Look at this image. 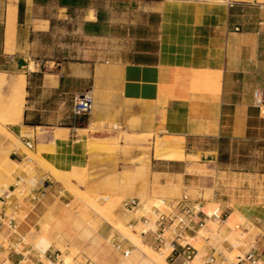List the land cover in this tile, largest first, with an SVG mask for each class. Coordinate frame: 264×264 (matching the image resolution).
I'll use <instances>...</instances> for the list:
<instances>
[{"label": "crops", "instance_id": "obj_1", "mask_svg": "<svg viewBox=\"0 0 264 264\" xmlns=\"http://www.w3.org/2000/svg\"><path fill=\"white\" fill-rule=\"evenodd\" d=\"M16 5L14 51L6 49V16L0 17V72L28 68L23 121L14 127L34 143V152L42 146L41 157L63 172L87 168L93 188L130 177L123 193L137 198L177 188L186 193L200 185L223 212L238 210L251 221L260 231L254 242L264 251V204L234 202L232 207L233 187L227 182L264 177V172L236 170L233 162L236 144L264 140V109L255 106L256 91L264 90V0H232V5L217 0H82L79 5L17 0ZM72 13L78 14L85 39L96 43L88 46L92 55L47 60L45 68L35 64L32 69V59L18 53L29 51L35 33L52 34L57 23L73 19ZM87 90L94 97L93 111L74 116V99ZM60 130L68 132L58 139ZM120 133L148 135V155L139 149L107 153L102 145ZM38 169L35 184L46 190L55 178ZM44 199L31 204V211Z\"/></svg>", "mask_w": 264, "mask_h": 264}, {"label": "rangeland", "instance_id": "obj_2", "mask_svg": "<svg viewBox=\"0 0 264 264\" xmlns=\"http://www.w3.org/2000/svg\"><path fill=\"white\" fill-rule=\"evenodd\" d=\"M16 1L1 0V19H4L5 16L7 17L8 7L12 3L16 4ZM71 16L73 19H69L66 23H57L56 29L52 34L41 35L40 33H35L33 44L30 46L29 51L19 52L18 55L30 57L32 59V69H35V64L38 69L41 67L45 68L47 60L72 61L90 57L92 54L87 53L88 46L94 48L96 43H89L80 31V18L78 14L74 15L72 13ZM10 70V72H4L8 78L11 77L10 75L24 74L27 81V76L29 77V75L26 71H28V68L14 67ZM0 90L4 91L1 92L2 94H8L6 86L1 87ZM5 118L6 112L0 108V194L4 192L8 184H11L10 189L12 191L10 193H12V197L10 198V202L14 198H17L18 203L22 206V210L19 213V229L26 235L28 243L37 251L39 249L36 247V243L40 239L39 236L42 237V234H46L53 242L50 252L59 254L60 256L59 264H63L65 256L72 257L69 264H146L143 254L130 240L133 245H131L132 252L128 257L116 251L109 240L110 235L116 233L129 239L130 235L127 233L131 232L139 235L142 243L151 249L154 248L153 250L155 252L158 251L159 255L165 254L166 261L169 264H173L167 258L171 249L160 250L142 234V231L146 229V225L140 222L138 225L132 227L127 223L144 215L146 210H149L155 204L162 203L164 200L181 197L184 194L183 191L177 188L170 193L159 194L153 191L152 194L139 195L138 197L142 200L143 206L146 207L145 211H139L137 214H124L120 210L121 202L129 197H137L133 194L123 193L125 181H131L130 177H122L120 180H110L103 185H99L97 188H93L89 185V181L94 177L88 173L87 168L75 167L70 172H63L49 164L43 166V169L52 172L55 182H52L51 186L46 188L43 203L35 211H31L30 191L36 186L38 180L35 185H30L29 179L33 175L34 170H39L38 166L40 164L36 163L38 162L36 158H34L33 162H29L32 165L31 167L28 166V163H25V158L28 156L27 149H30L26 147L23 138L18 135L19 133L14 125L4 124ZM3 127H7L14 134L15 138L4 136ZM42 130V128L37 129L39 136L43 134ZM127 137V134L120 133L111 140L110 144H107L108 146L102 145V147L109 154H116L118 152L127 153L139 149L142 151L143 157L148 155L152 145L148 138L145 139L149 137L148 135H129L130 139ZM17 139L20 140L24 147H14ZM122 140H124L123 146L121 145ZM39 148L41 149L42 146H38V150ZM7 149L11 150L10 157L17 164L21 165L20 167L11 168L12 174L10 175L3 173L4 167L8 166L4 154V151ZM234 150L233 162L236 170L246 168L258 173L264 172V140L254 142L252 145L245 143L236 144ZM16 153H21L24 156L23 159H19ZM16 159H19L20 162ZM27 166L29 170L31 169L30 171L27 169ZM32 169L34 170L32 171ZM190 171L198 174L201 173L196 168H191ZM35 176L37 179L38 174ZM19 177H22L23 181H20ZM227 182L233 187V196H231L232 207H236L234 202L244 203L246 207L264 204V177H260L259 179L234 178L227 180ZM13 185L17 186L15 191ZM120 191L122 193H119ZM201 191L203 189L200 185H194L188 188L186 193L192 197L204 199L206 203L204 210L207 213H222V218L213 217L210 220L214 221L209 220L207 226L202 228L198 233L186 236L185 242H194V247L199 250L201 255L215 248L227 257L228 261L223 264H230L234 261L237 254L248 249L249 243L254 241L260 231L238 210L232 213L238 212L245 218L243 220L238 219L239 222L231 228L227 226L226 221L232 213L230 211L223 212L221 204L212 199L210 191L204 190L205 192L203 193ZM2 209L0 199V219L2 218ZM11 212L12 209L10 207L7 209V214ZM115 220L123 224V230L119 229ZM1 228L2 236L7 239L8 228L5 226ZM128 229L129 232H127ZM104 231H109V235L106 236ZM7 257L8 252L1 249L0 264ZM43 260H45L44 255ZM194 263L200 264L198 260Z\"/></svg>", "mask_w": 264, "mask_h": 264}, {"label": "built area", "instance_id": "obj_3", "mask_svg": "<svg viewBox=\"0 0 264 264\" xmlns=\"http://www.w3.org/2000/svg\"><path fill=\"white\" fill-rule=\"evenodd\" d=\"M219 3L232 5V0H217ZM255 106L264 109V90L256 91ZM94 108V97L91 90L78 94L73 103V115H89ZM27 148L33 149L34 143L28 138L23 139ZM22 180V179H20ZM14 189L16 186H13ZM45 186L36 185L30 191L29 200L36 207L42 202L45 196ZM12 193L1 195L2 218L0 219V250L8 252V257L1 264H59L60 256L48 250L43 254L37 251L28 243L27 237L19 229V208L20 204L15 205V200L10 202ZM12 209L7 214V209ZM120 210L124 214H137L139 211H145L143 202L140 198H126L121 202ZM222 218V213L215 212L208 215L204 210V205L200 197L195 198L184 193L181 197L172 200H164L162 203L153 205L146 210L144 215L129 221L127 224L136 226L140 222L146 225L142 231L149 241L160 250L171 249L167 258L175 264L177 258L183 259V264H195L196 260L200 264H223L228 261L227 257L217 249L201 255L199 250L192 244L185 242V237L193 233H198L207 226V222L212 218ZM8 228V237L4 238L1 234V227ZM116 251L130 256L133 245L127 237L119 233L112 234L109 237ZM7 241V245H6ZM50 252V253H49ZM230 264H264V251L261 250L256 242L249 243V247L237 254L234 261Z\"/></svg>", "mask_w": 264, "mask_h": 264}, {"label": "bare ground", "instance_id": "obj_4", "mask_svg": "<svg viewBox=\"0 0 264 264\" xmlns=\"http://www.w3.org/2000/svg\"><path fill=\"white\" fill-rule=\"evenodd\" d=\"M17 11H18V7L16 4L12 3L8 7V12H7V17H6V30H5L6 40H5V44H6V49L10 52L15 47V37H16V30H17ZM10 76L11 77L8 78L6 73L0 72V89H1V87H4V86H6L8 89L7 90L8 94H6V95L2 94L1 92H4V91L0 90V108H2L6 112V118L4 119V124L16 125V124H21L23 121L24 111H25V107H26L25 103H26V94H27V89H26L27 81H26V76L24 74H15V75H10ZM67 132H68V130H60L56 137L58 139H61L62 136L64 134H66ZM3 134H4V136L9 137V138L10 137L15 138L14 134L7 127H3ZM14 147L15 148H21L24 146L20 142V140L17 139L16 142L14 143ZM24 149L26 150V148H24ZM42 149L43 148H41V149L39 148L38 152H34L31 149L30 150L27 149L28 152L27 151L26 152L28 153V156L25 158V161H26L25 163H28L29 167L32 166L29 162L30 161L33 162L34 158H36L39 162V163L38 162H36V163L40 164V166H42V167L50 164L41 157L40 152ZM10 153H11L10 149H7L4 151V154L6 157L5 160L8 164V166L4 167V171H3V173L6 175L12 174L11 168H15L16 166H19V167L21 166L20 164H17L12 159V157H10V155H9ZM28 166H27V169L29 170ZM27 169H25V170L27 171ZM33 170L34 169H32V171ZM39 173H40V170H34V172L32 173L33 175L29 179L30 185H34L37 182L35 175H37ZM10 185L11 184H8V186L6 187L4 192L0 194V197H1V195L9 194L12 191L10 189ZM93 204H95V203H93ZM92 206H94V205H92ZM93 208H96V207H93ZM214 213L209 212L208 215H213ZM244 218L245 217H243V215L239 214L238 212L232 213L229 216L228 220L226 221V224H227V226H229L231 228L239 222L238 219L243 220ZM115 222L118 224L119 229L123 230V224H121V222L120 223L117 222L116 220H115ZM121 232H123V231H121ZM127 232H129V229ZM129 233H127L128 235H130L129 240L133 244H135V246L143 254V257L146 259V264H169L165 259V257H166L165 254L159 255L160 253L158 254L157 253L158 251L155 252L153 250L154 248L151 249L150 247H148L144 243H142V240H141L139 235H137L136 233H131V232H129ZM39 238L40 239H38V242L36 243V247L44 255V253L47 252L48 249L52 246L53 242L51 241V239L46 234H42V237L39 236ZM190 244L195 246L194 242H191ZM65 257L66 258L64 259L63 264H69V261H71L72 257H70V256H65Z\"/></svg>", "mask_w": 264, "mask_h": 264}, {"label": "trees", "instance_id": "obj_5", "mask_svg": "<svg viewBox=\"0 0 264 264\" xmlns=\"http://www.w3.org/2000/svg\"><path fill=\"white\" fill-rule=\"evenodd\" d=\"M63 5H79L82 3V0H61Z\"/></svg>", "mask_w": 264, "mask_h": 264}]
</instances>
